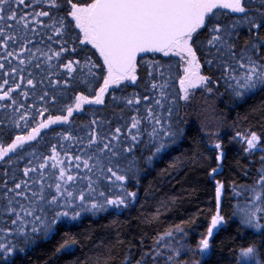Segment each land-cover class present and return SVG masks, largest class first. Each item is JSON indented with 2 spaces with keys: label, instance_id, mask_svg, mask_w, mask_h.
Segmentation results:
<instances>
[{
  "label": "trees",
  "instance_id": "obj_1",
  "mask_svg": "<svg viewBox=\"0 0 264 264\" xmlns=\"http://www.w3.org/2000/svg\"><path fill=\"white\" fill-rule=\"evenodd\" d=\"M72 2L85 6L89 0ZM58 3L59 7L49 8L45 0V3L36 4L35 10L43 8L50 12V17L41 18L46 24L63 19L62 37H55L52 30L46 26L40 28L32 37L39 41L36 47L40 48L41 52L59 51L62 44L69 49L62 52L58 60H52L51 63L55 67L49 69L42 56H39L41 68L33 66L35 61L24 66H20L15 59H12L11 63L3 61L6 70L13 67L25 68L21 73L24 76L23 83H20L17 76H6L4 72H0V83L4 79L9 80L5 90L20 83V89L28 92L27 99H24L20 90L12 93L17 105H24L23 109L14 110L9 101H0V105H9L6 108L0 107V143L5 146L14 140L15 135L27 134L30 131V127L17 128L13 125V120L20 112L26 110L30 116L29 125L34 126L38 120L48 116L65 115L66 107L74 104V97L77 95H87L94 99L99 93V88L103 86V79L107 74L103 57L90 44L79 43L83 34L74 26L75 22L69 14L68 0H58ZM257 9L264 12V0H253L250 5L249 14L259 21ZM20 11L30 12L33 9L21 8ZM214 12L220 14L218 23H232L238 16L221 9ZM235 32L233 39L237 52L258 41L264 42V29L258 33L255 29L249 31V26L241 23ZM201 33L203 35L197 33L201 43H194L193 47L201 65V74L210 78L208 87L211 91L196 93L191 97V101L185 102L181 98L182 90L179 85L184 75L182 62L174 57L166 58L163 54L140 57L137 61L135 84L125 82L119 87H110L104 96L103 104H85L83 111L74 113L68 124L55 125L42 132L38 137L39 143L31 142L35 144V157L30 152H25L19 158L10 154L11 163H0V229L3 230L0 231V243L14 247L11 254L0 253V264H136L146 253H152V256L146 258L145 264H153V258L156 264L160 255L155 256L154 249H160L164 253L161 247L163 241L157 245V237L172 231L177 242L186 246V250L187 246L188 249L196 248L200 239L206 237L211 219L218 208V184L224 185L219 208L224 217V225L210 240L211 252L206 260L196 259L193 262L186 254L181 257L182 262L240 264L241 253L248 247H253L258 261L264 264V228L255 230L246 227L235 216L238 208L252 202L254 194L247 189L256 187L259 191L260 187H264L257 185L261 172L264 171V153L246 154L239 140V136L255 134L259 137L260 147L264 151V88L258 87L239 97L234 95L229 82L221 77L215 63H206L202 42L208 39V33L203 29ZM49 35L53 36L52 40L48 39ZM11 47L19 50L18 46ZM73 48L76 51H71ZM83 49L87 51H82ZM86 57L95 65L92 69L95 75H88L85 69L83 74L78 70L69 77L63 64L68 60H80L83 66ZM261 57H264V50ZM25 58L27 59V54ZM28 73H32L35 88L27 85L30 78ZM49 78L59 80L60 83L51 85ZM65 79L69 80L67 85L63 83ZM152 84H156L157 88L153 89ZM161 85L164 86V97H161ZM45 92L47 96L41 99ZM53 96L56 97L54 103L49 100V97ZM133 97L140 99L141 103L127 104L126 101ZM144 97L149 99L145 100ZM157 99L162 100L163 107L155 104ZM148 108H152L153 112L161 117L165 126L170 125L174 133L172 137L167 138L165 151L159 154L155 153V145L149 136L153 124L144 119ZM169 108L171 115L168 114ZM40 109L44 110L43 117L32 120L31 117L36 116ZM210 114L226 124L219 141V151L207 137L209 128L216 125L210 122ZM132 117L141 120L138 142H133L129 136L124 135ZM93 120L96 124H92ZM24 123L20 121L22 126ZM117 127L122 133L119 155L110 160L105 157L103 164L113 167L118 174L125 175L127 180L117 182L112 178L110 181L107 178L110 174L102 173L99 168L91 172L84 169L83 165L79 169L76 168L75 157L87 159L96 148V145L88 147L90 133L95 132L103 139L111 137ZM135 131L134 129L133 132ZM63 136H71L72 139L65 140ZM129 145H133L132 151H124ZM52 147L60 153L64 164L58 165L57 169L42 170L46 184L53 185V188L46 189V197L50 198L55 194V183H63L59 181L58 169L66 167V170L76 177L67 185L75 195L83 192L86 201L101 203L106 199L123 198L128 206L116 208L107 205L106 210L81 212L77 220L62 218L48 236H45L43 231L32 233L29 223L26 240L24 236L15 235L16 226L11 222L14 217L6 211L8 202L5 192L19 180L27 179L23 176V169L28 166L35 167L41 159L50 156ZM48 163L51 164L52 161L49 160ZM213 169H216L215 174ZM30 175L35 177L37 174ZM88 176H91L93 182L92 192L87 186ZM131 192L136 193L134 199L126 195ZM237 192L241 195L237 196ZM261 196L264 198V193H261ZM73 203L79 205L78 200ZM63 210L71 213L78 210V207L55 208L45 205V211L40 214L51 221L54 211ZM260 223L264 224V217ZM66 243L70 245V249L61 247Z\"/></svg>",
  "mask_w": 264,
  "mask_h": 264
},
{
  "label": "snow or ice",
  "instance_id": "obj_2",
  "mask_svg": "<svg viewBox=\"0 0 264 264\" xmlns=\"http://www.w3.org/2000/svg\"><path fill=\"white\" fill-rule=\"evenodd\" d=\"M70 3V16L74 21L75 28H78L83 34L79 43L82 45H91L95 48L101 57H103L104 65L106 66V76L103 79V86L99 88V93L94 99H90L87 95H77L74 97V104L66 107L65 115H51L46 119H40L34 126L29 125L30 116L28 112L22 111L19 116L13 120V125L17 128H29L27 134L15 135L14 140L7 144L0 143V163H11L12 156L15 154L17 158L25 152L35 157L37 154L34 151L35 144L39 143L38 137L41 136L42 129H49L52 125H63L69 123V118L74 112L83 111L85 104H103L104 95L112 86L119 87L124 81L132 84L136 83L137 75V56L141 53H163L164 56L175 55L184 60L187 67L184 68L185 76L180 80V86L183 92L182 99L187 101L190 95V89L204 87L211 91L208 87L210 78L200 72V62L197 57L196 50L193 47L194 43H201L200 35L203 29L208 33V39L202 42V50L205 53L206 63L213 65L220 70L221 77L229 82L234 95L242 96L245 92H250L256 88H264V62L261 57L262 43L256 42L250 46H246L239 52L236 51V44L233 37L236 35L235 29L241 24H247L249 31L252 29H264V12L257 11L260 15L258 21L250 12V5L253 0H89L85 6H80L77 3L68 0ZM45 3V0H0V72H4L6 76H17L20 83L24 82V76L21 75L25 71L24 67H13L6 70V64L3 61L11 63L12 59L18 61L20 66L30 64L33 61L34 67L41 68L39 56H42L51 69L55 67L51 62L53 59H59L62 52L68 51L62 44L59 51L41 52V49L36 47L39 41L34 40L40 28L49 27L55 37H62L64 30L63 19L54 20L50 23H45L41 18L50 17V12L44 10H35L36 4ZM49 8L59 7L58 0H47ZM33 9V11L21 12L20 9ZM216 9H227L232 14H238L232 23H218L219 13L214 12ZM200 33V35H197ZM195 37V40H194ZM49 40L53 39L52 35L48 36ZM12 45L18 46L11 47ZM29 45H32L30 48ZM71 51H76L75 48ZM82 51H87L83 49ZM27 54V59L25 55ZM39 54V55H38ZM95 65L91 64L90 58L86 57L83 66L80 60H68L63 64L66 73L71 77L72 73L78 70L94 76L92 69ZM29 79L27 85L35 88L36 83L32 77V73H28ZM42 82V81H41ZM51 85H58L59 80H51ZM20 83L9 86L5 90V86L9 85V80L4 79L0 83V101H9L14 110L17 108L23 109L24 105H17V100L12 93L18 90L24 99L28 98V92L20 89ZM64 85L69 83L68 79L63 81ZM161 87V97H164L163 85ZM152 88H157L156 84H152ZM59 92V89H58ZM47 96V92L41 99ZM115 98V97H113ZM166 98V97H165ZM56 97H49L51 102H55ZM148 100L149 97H144ZM127 104H140L138 98H131L126 101ZM155 104L163 107L162 100H155ZM0 107H9L8 104L0 105ZM33 107H35L33 105ZM44 110L37 111L36 116H32V120L37 117H43ZM168 114L171 115V109H168ZM152 122V131L149 133L152 143L155 145V153L159 154L165 151L167 147L166 140L172 137L174 133L171 131L170 125L165 126L164 121L159 115L153 112L152 108H148L147 116L144 118ZM20 121H24L23 126ZM92 124H96L93 120ZM141 120L132 117V122L124 135L129 136L133 142H138L141 135ZM159 126V127H157ZM136 130L133 132V130ZM121 129L115 128V132L111 137L99 138L95 132L90 133L88 147L96 145L93 153L87 159L81 160L80 156H76V168H83L91 172L95 168H99L102 173L110 174L108 179L112 178L117 182L127 180V177L118 174L111 166L103 164V160L107 157L109 160L119 155L118 149L121 146ZM157 138H159L157 140ZM65 140H71V136H63ZM247 148L249 150L256 147L259 142V137L251 134L250 138L246 139ZM28 146L27 148L25 146ZM221 145L217 143L216 149H220ZM133 145H129L124 151L131 152ZM222 156V153L220 154ZM7 158V160H6ZM52 163L49 164L48 161ZM64 160L60 158V153L55 147L51 149V155L43 158L35 166H28L23 169V176L27 179H21L14 183L11 188H7L5 197L8 202L7 213L13 216L12 224L16 226L15 235L24 236L27 240V228L31 223V232L40 233L43 231L45 236L53 232L57 223H60L62 218L67 220H77L81 212H96L106 210L107 205H112L116 208L121 206L127 207L125 199H106L104 202H92L85 200V194L80 192L75 195L67 185L76 177L70 174L66 167H59V181L54 185L55 194L50 198L46 197V189L53 188L52 184H46L45 174L42 170L47 168L57 169L58 165H63ZM216 169H213L215 174ZM36 173L35 177L30 174ZM88 189L94 191L92 187L91 176ZM35 185V187H33ZM258 186H264V171L261 172L260 178L257 181ZM224 188L223 184H218L216 189V198L219 205L221 191ZM254 195L251 204H245L242 208H238L235 216L239 218V222L249 228L259 230L264 228V224L260 223L264 217V198L261 193H264V187H260L257 191L256 187L247 189ZM11 193L12 195H8ZM103 195V193H101ZM128 197L135 198L136 193H126ZM237 196L241 193L237 192ZM79 201L77 206L73 201ZM45 205L54 206L55 208H74L78 210L69 212L67 210L54 211L51 221L41 215L45 211ZM223 227L224 217L220 214L219 207L216 214L211 219V226L207 230L206 237L199 241V251L205 252L210 248V239L213 236V230L217 226ZM182 231V229H177ZM0 231H3L0 229ZM11 234V232H10ZM173 232L169 231L157 237L156 244L160 245L164 242V247H170L166 238H171ZM73 243H75L73 241ZM62 248L70 249L67 243L61 246ZM14 247H10L6 243H0V253L11 254ZM155 256L161 255L160 249H154ZM179 251L175 252V256H179ZM152 253H146L136 262V264H145V260ZM243 257H253L254 248L248 247L241 253ZM6 258V256H5ZM169 264H177L174 256H169ZM127 264V262H126ZM153 264L155 259L153 258Z\"/></svg>",
  "mask_w": 264,
  "mask_h": 264
},
{
  "label": "rangeland",
  "instance_id": "obj_3",
  "mask_svg": "<svg viewBox=\"0 0 264 264\" xmlns=\"http://www.w3.org/2000/svg\"><path fill=\"white\" fill-rule=\"evenodd\" d=\"M216 10H218V9H216ZM221 10H225V11H228L229 12V10H227V9H221ZM164 57H166V58L174 57V58L179 59L182 62L183 72H184V68L187 67L186 62L184 60H181V58L178 57V56L169 55V56H164ZM184 76H185V72H184L183 77ZM125 82H128V81H124L123 83H125ZM179 85H180V83H179ZM205 90L206 89L203 86L200 87V88H196V89H190L189 99L187 101H185V100L184 101L185 102L191 101V97L193 95H195L196 93H199L201 91H205ZM106 93H105V95H106ZM182 95H183V92H182ZM74 113H79V112H74ZM203 114H204L205 119H206L207 118V115L205 113V110H204V113ZM201 118L204 119V117H202V116H201ZM210 118H212L211 119L212 121L210 120V122L211 123H216V125L214 127H210L209 128L210 133L207 134V137H208V140L212 143V146L215 148V145L217 143H219V141L221 139L222 130L226 129V124L221 119H216V117H213L212 114H210ZM69 120H70V118H69ZM53 126H55V125L50 126V128L53 127ZM45 130H47V129H42L41 130V133L44 132ZM211 131H213V133H211ZM250 136L251 135H247V136L245 135V137H240L239 136V140H240V142L242 144V147L244 148L246 154H255L257 152L264 153V151L260 147V140L257 143V145H256L255 148H253L251 150H249L247 148V144H246L245 141H246V139L250 138ZM217 150L219 151V149H217ZM166 239H167V243L170 245V247H164V242H162L161 247H162V250H163L164 253L161 252V255L156 260V264H169V261L167 259L169 256H174L175 257V261L177 262V264H184L182 262V260H181V257L184 256V255H186V254H187V256L191 257V260L193 262L196 261V259H199V261H202V260L205 259V253L206 252L201 253L199 251V245L196 248H193V249H188V246H187V250H188V252H187V250L185 248L186 246L181 245L180 243H178L177 242V238H175V236H172L171 238H166ZM176 251H179V253H180L179 256H175V252ZM240 264H260V262L258 261V257L256 255V251L254 250V256L253 257H243V256H240Z\"/></svg>",
  "mask_w": 264,
  "mask_h": 264
},
{
  "label": "water",
  "instance_id": "obj_4",
  "mask_svg": "<svg viewBox=\"0 0 264 264\" xmlns=\"http://www.w3.org/2000/svg\"><path fill=\"white\" fill-rule=\"evenodd\" d=\"M156 55V54H163V53H141V54H139L138 56H137V61H138V59L140 58V57H143V56H147V55ZM222 157V156H221ZM220 171V170H219ZM222 199H223V189H222V191H221V196H220V199H219V205H218V207L220 208L221 207V203H222ZM220 227L221 226H217V229H214L213 230V236H214V234L220 229ZM212 236V237H213ZM212 237H211V239H212ZM210 239V240H211ZM206 253H205V259L204 260H206L207 259V257L209 256V254H210V252H211V249L209 248L208 250H206L205 251Z\"/></svg>",
  "mask_w": 264,
  "mask_h": 264
}]
</instances>
